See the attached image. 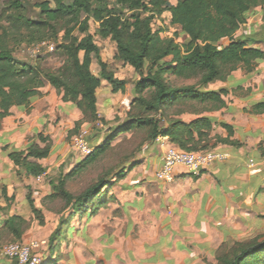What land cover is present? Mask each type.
Returning a JSON list of instances; mask_svg holds the SVG:
<instances>
[{"label":"trees","instance_id":"trees-1","mask_svg":"<svg viewBox=\"0 0 264 264\" xmlns=\"http://www.w3.org/2000/svg\"><path fill=\"white\" fill-rule=\"evenodd\" d=\"M51 1L36 0L38 17L35 20L24 18L21 14L14 19L25 26L45 27L68 17L66 23L70 25L64 27L63 42L58 45L64 54L62 63L54 71H48L36 61L31 63L16 58L0 41V123L10 115L13 106L29 111L32 100L43 95L41 88L46 83L61 95L63 102H70L81 113V118L67 130V137L76 134L84 125L98 121L106 123L99 116L96 106L100 80H104L113 93H123L126 82L115 77L101 59L99 46L88 32L89 18L97 22L98 36L114 41L115 58L138 72L139 79L133 86L134 96L126 119L110 130L112 132L100 144L87 136L88 143H93L92 150L68 172L50 180L51 191L46 197L60 200L63 210H69V213L66 218L62 215L58 218L55 229L48 237L49 244L62 236L75 214L96 213L102 205L101 196L105 191L138 164L133 156L158 137H166L171 144L185 151L211 149L214 143L240 145L230 139L233 128L227 123H212L208 117L199 116L189 122L165 117V124H162L160 116H166V110L190 101L201 107L179 108L175 113L200 114L224 107L222 95L226 93L225 89L201 91L200 88L215 81H225L238 67L252 72L259 62H264V48L256 45L262 39L235 36L250 13L256 7L264 6V0H175L170 4L167 0H55L57 5L54 8L50 5ZM14 3L16 7L21 6L17 1ZM164 11L169 13L170 24L179 26L187 36L185 42L179 44L152 29V20ZM83 15L85 18L81 20ZM76 26L83 33L80 38L72 34ZM223 38L228 42L219 46ZM93 60L98 66L96 74L90 69ZM168 75L195 78L196 82L175 86L168 80ZM245 111L264 113V100L252 103ZM214 125L224 128L227 136H215L214 143H211L210 133ZM123 132L142 135L124 162L130 160L128 164L118 166L113 173L109 170L103 172L78 193L70 192L66 188L67 180L98 161L112 147V140ZM35 139L28 141L23 149H12L9 144L0 147L12 163L17 178L36 177L46 171L41 160L49 156L52 141L42 132L37 133ZM13 197L7 195L4 186L0 188V211L3 210L1 201L8 206ZM27 202L32 215L39 224H43L41 209L36 207L30 196H27ZM27 228L25 216L6 213L0 226V241L7 238L8 243L20 242ZM214 264H264V233L231 243L223 242L216 250Z\"/></svg>","mask_w":264,"mask_h":264},{"label":"crops","instance_id":"crops-1","mask_svg":"<svg viewBox=\"0 0 264 264\" xmlns=\"http://www.w3.org/2000/svg\"><path fill=\"white\" fill-rule=\"evenodd\" d=\"M235 36L262 39L256 45L264 48V6L250 13ZM227 42L223 38L219 44ZM102 85L107 83L100 80ZM207 86L226 90L222 95L225 106L200 114L185 112L179 119L189 122L206 116L212 123H227L233 128L230 139L240 145L214 143L215 136H227L224 128L214 125L212 148L227 153V159L197 176L176 168L170 183L157 180L155 172L162 151L171 143L160 136L144 146L135 159L138 164L107 190L97 212L87 211L81 217L79 234L81 241H86L82 249L87 256L80 252L75 264H205V259H215L213 254L223 242L239 240L234 229L264 214V113L245 111L264 100V62L252 72L238 67L225 81ZM41 92L28 112L13 106L10 115L2 119L0 147L9 144L12 149H23L39 132L59 140V126L69 129L81 118L79 110L63 102L51 85L45 84ZM56 114L59 123H53ZM0 155L13 167L1 149ZM249 160L254 163L251 167ZM5 188L8 196L13 195Z\"/></svg>","mask_w":264,"mask_h":264},{"label":"rangeland","instance_id":"rangeland-1","mask_svg":"<svg viewBox=\"0 0 264 264\" xmlns=\"http://www.w3.org/2000/svg\"><path fill=\"white\" fill-rule=\"evenodd\" d=\"M14 1H17L21 6L16 7ZM35 2L36 0H0V41L5 43L12 55L16 58L31 63L36 61L44 69L54 71L62 63L64 58V54L58 48V45L63 42L64 27L70 24L66 23L68 17L52 23L51 26L45 27L43 25L25 26L20 21L14 19L17 14H21L22 17L31 20L37 19L38 8ZM174 2L175 0H167L168 4ZM50 5L54 8L57 3L55 0H52ZM84 18L85 16L83 15L81 20ZM87 25L88 32L93 36L94 42L99 46L101 59L106 62L115 77L123 79L126 82V90L123 93L111 92L108 84L99 86L96 90L97 112L99 116L106 120V123L98 121L84 125L85 127L82 128L87 130L89 139H95L100 144L112 132L110 130L126 119L129 103L134 96L133 86L139 79V73L131 66L115 58L117 51L114 41L97 35L96 21L89 18ZM151 26L153 30H158L161 36L173 38L179 44L187 40V36L181 32L179 26L170 24L169 13L167 11L156 16L152 20ZM72 34L78 38L83 36V33L78 31L77 26L73 29ZM41 40L52 43L54 48L49 51L44 46L37 47V44ZM219 46L221 45L219 44ZM90 69L93 73H97L98 66L95 60L92 61ZM168 80L175 86L196 82L195 78L182 79L173 75H168ZM103 82L106 84L104 80ZM210 89L214 88L209 86L200 88L201 91ZM200 107L201 105L194 101L186 102L184 105L178 104L166 110V116H160L161 123L165 124V117L179 118V114L175 113L179 108L192 109ZM55 117V120L52 117L51 121L54 120L53 123H59L60 117L58 114ZM64 126V124L60 125V128L57 130L59 140L53 141L49 135L43 133L51 139L52 147L49 156L42 161V164L46 167V171L40 180L17 178L13 173L14 168L8 165V161L6 162L3 156L0 155V188L2 186L7 187L10 190L9 192L14 195L12 203L8 206H5V202L1 201L3 210L0 211V225L6 213L22 214L26 217L28 220V228L20 243H28L32 240L39 243L38 250L33 252L39 259L37 264H48L52 262H55V264H75L79 260L80 252L87 256L82 249L85 248L83 246H86V241L84 238V241H81L79 234L82 222L81 217L86 212L75 214L67 230L62 233V236L52 244L48 242V237L55 229L60 215L66 218L69 213V210H63V203L60 200H51L46 197L51 191L49 182L57 178L59 174L68 172L79 159L84 157L72 149V138L75 134L67 137V130L70 128L64 129ZM72 127L73 123L71 125ZM95 128L98 130H95ZM141 136V133L137 132H123L117 135L111 142L112 147L98 161L94 162L80 174L67 180L66 188L70 192L78 193L103 172L109 170L113 173L118 169V166L128 164L130 160L127 163L124 162L127 161V157L131 155L140 142ZM32 139H35V135L33 138H29L28 141ZM90 145L92 147L93 143ZM138 154L136 153L133 159H136ZM107 195L108 191H105L101 196V200L105 199ZM27 196H30L36 207L41 209L43 224H39L37 219L32 215L27 202ZM233 233L236 235L239 234V240L263 234L264 214H259L256 220H248L243 223L241 227L234 229ZM6 243H8L7 238L0 241V245ZM215 253L213 254L214 257ZM214 263L215 259L213 260V257L208 261L205 259V264ZM9 264L18 263L15 260H10Z\"/></svg>","mask_w":264,"mask_h":264},{"label":"built area","instance_id":"built-area-1","mask_svg":"<svg viewBox=\"0 0 264 264\" xmlns=\"http://www.w3.org/2000/svg\"><path fill=\"white\" fill-rule=\"evenodd\" d=\"M44 46L49 51L54 48V45L49 42L41 41L37 47ZM88 132L85 128H81L72 138L71 147L80 156L87 155L92 147L87 141ZM228 157V154L217 149L211 148L200 151H185L178 146L169 144L162 151L160 156V167L155 172L157 180L165 183H170L174 180L175 169L182 168L184 172L190 175L197 176L203 170L208 169L216 162H223ZM252 160L248 161V166H253ZM44 175H38L36 180H40ZM39 243L32 240L28 243L12 242L0 245V263L2 261L15 260L18 264H37L38 257L33 252L38 250Z\"/></svg>","mask_w":264,"mask_h":264}]
</instances>
